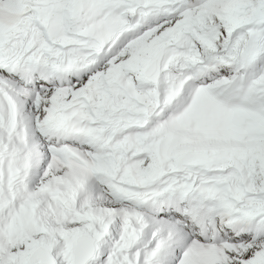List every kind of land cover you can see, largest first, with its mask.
I'll return each instance as SVG.
<instances>
[{"label": "snow or ice", "instance_id": "1", "mask_svg": "<svg viewBox=\"0 0 264 264\" xmlns=\"http://www.w3.org/2000/svg\"><path fill=\"white\" fill-rule=\"evenodd\" d=\"M0 264H264V0H0Z\"/></svg>", "mask_w": 264, "mask_h": 264}]
</instances>
